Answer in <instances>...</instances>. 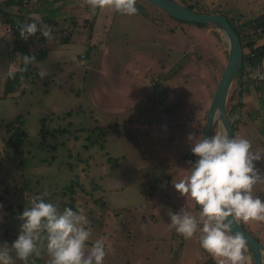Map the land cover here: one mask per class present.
I'll use <instances>...</instances> for the list:
<instances>
[{
    "label": "rangeland",
    "instance_id": "rangeland-1",
    "mask_svg": "<svg viewBox=\"0 0 264 264\" xmlns=\"http://www.w3.org/2000/svg\"><path fill=\"white\" fill-rule=\"evenodd\" d=\"M1 1L0 28L2 15L21 16ZM186 1L240 18L235 25L264 15V0ZM137 3L146 11L134 16L114 11L104 27L94 29L97 36L92 39H104L96 48L87 44L91 26L83 20L91 24L92 16L100 15L97 9L71 0L42 10L47 14L40 16L55 23L54 39L36 43L28 53L36 57V72L43 68L48 74L27 84L19 97H1L8 59L0 36V244L11 246L20 231L17 217L34 196L46 191V202L59 211L69 205L73 211L84 210L91 227L87 250L107 238L103 264H217L201 248V233L184 239L170 226L169 212L185 207L200 220L195 203L181 197L173 184L189 175V164L182 160L191 153L187 136L195 132L202 137L204 111L224 68L227 47L213 27L173 19L175 32L158 36L151 14L159 9L143 0ZM245 30L251 35L253 28ZM2 31L6 37L10 32L7 25ZM256 39L264 40V33ZM244 83V78L235 79L229 91L227 109L238 102L243 106L229 118L241 124L234 137L248 139L253 151L264 150L263 94L251 80ZM10 123L26 135L22 163L5 147ZM96 123L108 128L104 149L94 145L85 150V130ZM218 132L215 127L214 135ZM257 167L264 171V163ZM74 180L85 194L66 192ZM93 184L97 191L91 190ZM252 195L264 201V183L254 186ZM243 225L264 244V222ZM39 245L40 255L33 254L27 264L34 259L49 264L46 241ZM10 254L14 264H25Z\"/></svg>",
    "mask_w": 264,
    "mask_h": 264
},
{
    "label": "clouds",
    "instance_id": "clouds-1",
    "mask_svg": "<svg viewBox=\"0 0 264 264\" xmlns=\"http://www.w3.org/2000/svg\"><path fill=\"white\" fill-rule=\"evenodd\" d=\"M91 9H112L115 12L134 16L138 14L137 0H83ZM39 25V27H38ZM21 39L27 41L37 32L48 41L54 39L52 28L42 20L20 24ZM27 66L36 63L34 55L17 53ZM48 74L41 69L43 78ZM12 72L9 76H13ZM23 80V77H21ZM27 87L28 85H24ZM220 115L217 111L216 117ZM187 140L195 162L189 161V175L174 183L181 197H190L200 206V220L185 207L179 212H169L170 226L183 236L192 239L199 231V243L217 264H251L250 253L245 236L234 230L236 223L264 222V201L252 195L254 186L264 183V171L257 167L264 163V150L253 151L252 144L245 138H230L227 132H218L211 137L201 138L190 132ZM45 191L31 200L17 219L20 231L11 246L5 241L0 244V264H14L10 253L27 264L33 254L40 255L38 242L46 241L49 264H103L106 256V237L98 239L86 249L90 239V221L81 208L73 211L46 202ZM2 209V205H0ZM231 218V219H230ZM2 220V217H0ZM202 222V227H198Z\"/></svg>",
    "mask_w": 264,
    "mask_h": 264
},
{
    "label": "trees",
    "instance_id": "trees-1",
    "mask_svg": "<svg viewBox=\"0 0 264 264\" xmlns=\"http://www.w3.org/2000/svg\"><path fill=\"white\" fill-rule=\"evenodd\" d=\"M68 1H71V0H32L30 3L25 4L21 8H15L16 11L19 13V15H21V16H17L19 20H16L18 18L15 15H9V14L2 15L1 25H7L10 30L8 36L4 38V42H5L4 44L6 46V54H7V59H8V69L6 72V76L2 82V96H1L2 98L15 97V96L19 97L24 94L25 84L27 85L31 81H34L35 79H40V75L36 72L34 64L28 65L26 71L19 70V69L24 68V65L22 63V59L17 57V53H21L24 55H33V54L28 53V48L30 47L32 48L33 46L36 45V43L42 42L46 38H44L40 32H37L34 36L29 37V39L25 41L21 39L20 37L18 26L24 23L25 21L31 23V22H37V20L39 19V20H42L45 24L52 27L55 25L54 21H51L49 18L40 16L43 14L44 15L47 14V13H42L41 11L48 8L51 5H54L60 2H68ZM179 2L183 3L189 9H192L200 14L221 13L220 10L219 11L217 10V7L215 8V7L205 6L204 8H200L198 6V3L191 4V3H188L186 0H181ZM136 7L138 8V13L142 14L143 12L146 11L145 7L139 3H136ZM4 8L8 10L13 9V7H4ZM159 12H157L156 14H151V15H153L152 16L153 20L157 21V27H158L159 33H164L165 30H168L166 28V25H168L169 22H172V18L167 16L161 10H159ZM225 16L227 20L229 21L233 30L237 33V35H239L242 49H243L242 65L240 69V76L238 79L242 80L244 78L245 83L249 82V80H251L248 78L249 75L254 73L257 67H259L260 70L264 72V40L258 42L256 39L257 37H261V34L264 33V15H262L259 19H252L250 22L244 23L243 25H235V22H236L235 20L238 19L240 21V18L234 19L230 17L229 14H226ZM98 19L102 20L100 15L96 13L95 15L92 16V19L90 21L91 24L89 23V20H83V25L91 26L90 33L88 35L89 42L87 43L89 45H91L90 44V39L92 36L91 32L92 30H94L92 26L95 27V21L97 22ZM100 23L102 22H99L98 24ZM181 23H184V22H181ZM98 24H97L96 29L101 28L100 25ZM188 24H193V23H188ZM193 25H196L198 27L207 26L206 24H193ZM247 28H253L251 35H249L247 31L245 30ZM258 29H260V31ZM66 36H67L65 37L66 40H64L65 42H67L69 39L68 38L69 35H66ZM92 46L94 48L98 47L97 45L96 46L92 45ZM10 72H12L14 75L9 76ZM21 77H23V80H21ZM252 82L255 84L254 87H257L256 90L260 91L263 94L261 101L263 103V109H264V82L263 81L254 82L253 80ZM242 84L243 83H241V85ZM229 96L230 97L228 100L231 101L232 100L231 94ZM241 107H243L241 102H238L237 105L230 104V108L227 109L228 118H230L232 114H234L237 108L240 109ZM205 116L203 117V119H205ZM254 119H256V117L252 116V120ZM230 122H231V126L234 130V135H235L238 132V129H239L238 127L241 126L240 121L237 118L236 121L230 120ZM117 127H119V125H117ZM6 131L9 134V136L4 141L5 147L12 150L13 159L15 161L22 163L21 161L22 142L24 141L26 135L23 131L20 130V127L19 128L16 127L13 123L6 125ZM85 131L87 132L88 137L86 138L87 142H85L86 144L83 146V149L90 150V148L93 147L94 145H97L101 149H104L105 137L108 134L107 126H103V125L96 123L94 127H89ZM182 160L187 161V162L189 161L195 162L196 157L191 152L185 155L182 158ZM90 186H91L92 191H97L96 188L94 187V184ZM66 189H67L66 192L69 193L70 195L75 194L77 189L82 191L83 193L85 192L79 180H74ZM71 201L72 203H74L73 196L71 198ZM102 203L104 204V202ZM195 207H196V204H195ZM69 208H71V205H69ZM35 261L36 259H34L33 264H37V262Z\"/></svg>",
    "mask_w": 264,
    "mask_h": 264
},
{
    "label": "water",
    "instance_id": "water-1",
    "mask_svg": "<svg viewBox=\"0 0 264 264\" xmlns=\"http://www.w3.org/2000/svg\"><path fill=\"white\" fill-rule=\"evenodd\" d=\"M29 1L32 0H2L1 2L5 7L21 8ZM143 1L158 8L173 20L213 27L224 38L223 41L227 47L226 62L206 112L202 137L214 135L215 127L219 128V132H227L230 138L234 137V130L227 115V106L229 91L234 80L239 78L242 65L243 49L239 35L233 30L226 16L221 13L200 14L175 0ZM217 111L220 115L214 119ZM196 207L200 211V206L196 205ZM233 227L247 240L251 264H264V244L249 234L242 222L234 224Z\"/></svg>",
    "mask_w": 264,
    "mask_h": 264
},
{
    "label": "crops",
    "instance_id": "crops-1",
    "mask_svg": "<svg viewBox=\"0 0 264 264\" xmlns=\"http://www.w3.org/2000/svg\"><path fill=\"white\" fill-rule=\"evenodd\" d=\"M98 11H99V13H100V17L102 18V20L101 19H98L97 20V22L95 21V27L94 26H92V27H94V29H96V27H97V24L99 23V22H102V23H100V24H98V25H100V27L102 28L103 26H104V23H108L109 22V20L111 19V14H112V12H114V10H112V9H103V10H101V9H97ZM108 10H110V11H108ZM154 14H156V13H154ZM153 16V15H152ZM234 18V17H233ZM236 19V18H235ZM236 21V20H235ZM173 22V21H172ZM172 22H169V24L168 25H166V28L168 29V30H165V32H167L168 33V31L169 32H175V30H173L174 28L172 27ZM151 23L153 24V27H152V29H154L155 30V32L157 33V35L159 36L160 35V33H159V30H158V27H157V21L156 20H153V21H151ZM3 27H5V25H1V28H0V36L4 39V38H6V35L5 34H3V31H2V29H3ZM164 32V33H165ZM97 36V32L95 31V30H92V36H91V39H90V44L91 45H97V46H101V45H103L104 44V39H92V38H95ZM160 43V42H159ZM151 55V54H150ZM150 55H148V56H150ZM127 72H125L126 73V75H128L129 73H130V71H128V70H126ZM138 77H140L141 76V72H138L137 71V74H136ZM137 84H139V83H137ZM140 85H142V83H140ZM166 88H168V87H162V90H167ZM163 91V92H164ZM257 96H259V94H256ZM247 97H249L248 95H247ZM209 102H211V100H209ZM209 105H210V103H209ZM209 105H208V107H209ZM254 108V107H253ZM207 110H208V108H206V110L204 111V115L206 114V112H207ZM204 117V116H203ZM256 120H258V119H254V120H252V121H255V122H257ZM117 125H119V124H117ZM117 125H116V127H117ZM263 135H264V133H263Z\"/></svg>",
    "mask_w": 264,
    "mask_h": 264
},
{
    "label": "built area",
    "instance_id": "built-area-1",
    "mask_svg": "<svg viewBox=\"0 0 264 264\" xmlns=\"http://www.w3.org/2000/svg\"><path fill=\"white\" fill-rule=\"evenodd\" d=\"M248 78L251 79V81L253 80L254 82H260V81L264 82V72H262V70H260V68L257 67L256 71L250 74Z\"/></svg>",
    "mask_w": 264,
    "mask_h": 264
},
{
    "label": "flooded vegetation",
    "instance_id": "flooded-vegetation-1",
    "mask_svg": "<svg viewBox=\"0 0 264 264\" xmlns=\"http://www.w3.org/2000/svg\"><path fill=\"white\" fill-rule=\"evenodd\" d=\"M243 224V223H242ZM243 227L245 228V230L249 233V234H251L247 229H246V227H245V225H243ZM253 236V235H252ZM254 238H256V237H254Z\"/></svg>",
    "mask_w": 264,
    "mask_h": 264
}]
</instances>
